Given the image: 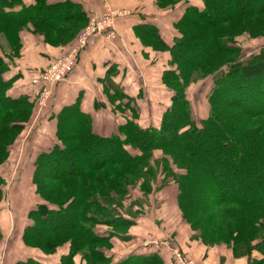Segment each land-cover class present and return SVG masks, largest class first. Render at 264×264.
Returning a JSON list of instances; mask_svg holds the SVG:
<instances>
[{
  "label": "trees",
  "instance_id": "16d2710c",
  "mask_svg": "<svg viewBox=\"0 0 264 264\" xmlns=\"http://www.w3.org/2000/svg\"><path fill=\"white\" fill-rule=\"evenodd\" d=\"M191 1L200 2L201 8ZM155 3L159 10L183 4L171 42L162 39L153 23L133 29L144 49L169 55L160 76L169 104L159 125H139L136 98L114 83L113 68L100 83L116 117L115 133H94L90 115L81 108V93L52 115L54 142L34 158L31 184L38 203L26 214L21 242L47 257L54 256L60 244L67 245L56 264H174L171 255L166 259L159 250L113 262L117 240L129 241V231L137 224L125 212L131 208L137 214L140 207L125 203L143 200L172 183L182 222L199 232L205 245L227 244L234 258L264 264V50L243 58L237 44L241 34L264 37V0ZM89 20L82 6L69 0H32L29 5L0 0V168L33 117L40 87L32 80L43 72L28 69L25 77L17 69L5 78L22 59L20 32L43 34L54 46L72 45ZM209 76L213 87L207 115L196 120L187 89ZM20 78L27 92L11 97L9 91ZM103 106L94 102L95 110ZM11 114L20 116L11 120ZM158 151L163 157L153 162ZM102 173L110 174V180H100ZM76 180L83 181L74 184ZM60 183L66 194L48 192ZM5 186L0 174V205ZM215 225L225 230L223 235L214 231ZM2 240L0 232V244ZM253 253L259 259H253ZM15 264L43 263L28 258Z\"/></svg>",
  "mask_w": 264,
  "mask_h": 264
},
{
  "label": "rangeland",
  "instance_id": "374dc122",
  "mask_svg": "<svg viewBox=\"0 0 264 264\" xmlns=\"http://www.w3.org/2000/svg\"><path fill=\"white\" fill-rule=\"evenodd\" d=\"M156 5V3H155ZM183 4H178L174 8L165 9V27L166 29H170V17L174 14H179V12L182 10ZM117 11L119 15H116L114 22H113V28L115 30L114 34V40L113 43L117 40L118 34L116 32V22L121 19L130 16L132 14L131 10H112ZM89 23V22H88ZM88 23L75 35V42L71 45L70 42L67 45L64 46H54L51 45V42L45 41V37L43 34L40 33H32L30 32L28 35L25 30H22L20 34L23 36L25 41H33L34 38L38 37L42 43H44L45 46H48L51 49H54L56 51H64L67 49H70L72 46L75 45L77 37L80 35V33L85 30ZM169 33H172L170 30ZM61 34L58 37H62ZM237 44L242 50L243 58H247L252 54H257L261 50H264V37H251L249 34H241L239 37ZM50 40V39H49ZM52 40V39H51ZM37 44V43H36ZM40 44V43H39ZM151 44V43H150ZM89 46V45H88ZM87 46V47H88ZM86 47V48H87ZM85 48V49H86ZM67 49V52L69 51ZM85 49L83 51H85ZM131 50L135 54H139L140 52L143 53L144 51L139 50V48L132 46ZM82 51V52H83ZM65 52V54L67 53ZM154 56L151 54L143 55L145 62V65L150 70H159L158 72H163L167 67L166 65L162 63V61L168 60V54L164 52H156L153 53ZM64 55V54H63ZM62 55V56H63ZM61 57V56H60ZM59 57V58H60ZM58 59V58H57ZM56 60V59H55ZM54 60V61H55ZM53 61V62H54ZM51 62V63H53ZM132 63L134 61L132 60ZM51 65V64H50ZM48 65L44 69H37V70H43V72L50 66ZM159 66V67H158ZM145 67V69H146ZM157 67V68H156ZM141 70V68H140ZM142 71V70H141ZM138 74V73H137ZM158 79V77H157ZM66 80V79H65ZM64 80V81H65ZM153 80H156L154 77ZM151 81V80H150ZM158 82L151 85L150 87L156 88V87H162L161 84ZM61 84H54L52 86V89L50 91V94L43 98H38L36 100V108L40 111V113H35L33 118H31V121L29 124L26 125L23 132L20 134V136L17 137L16 141L12 143L10 146V153L7 162L4 166L0 168V174L3 175V177L6 180V186L4 188V200L3 203L0 205V232L3 236L2 243L0 244V264H15L18 261H25L28 258H33L37 261L42 262L43 264H56V260L59 254H62L66 251L67 245H62L59 247L58 252L54 256H44L41 251L39 250H31L26 247L21 242L20 236L21 231L24 229V226L26 224V214L28 210L35 206L34 204L38 202V199H34V188L31 184V175L33 171V162L36 154L39 152V150L43 147H45V143L49 140L48 137L53 135L54 131V121L52 118V113L56 112L58 109H60L62 105V100L60 101V97H58V89L59 85ZM213 87V80L209 76L205 79H201L193 83L189 86L187 89V98L190 102L191 109H192V115L197 120L203 119L207 115L208 111V105H207V96L210 93L211 88ZM164 89V88H163ZM164 92V97H162V92L158 91H151L148 90V96L145 101H143V107H138L139 109V115L142 114V122L139 123V125L142 128L147 127H156L159 125L160 122H157L159 117L157 114H154L156 111H161L165 107L166 103H163V99H166L165 97H168V92ZM57 97H56V96ZM66 102V101H64ZM63 102V103H64ZM161 104H163L161 106ZM160 106L162 108H160ZM45 111V114L43 113ZM20 115L18 114H11L10 119L16 120V117ZM102 121L105 120L104 118H101ZM22 120V117H21ZM256 126H259V124H255ZM97 132L98 129L96 130ZM105 135V134H104ZM161 157H163L161 152H154L152 156V161L159 160ZM123 170V169H119ZM179 172V171H177ZM101 179L110 180L111 175L107 173L100 174ZM83 180H79L76 182H73L74 184L81 183ZM72 183V182H70ZM64 184H56L51 186V188L48 189V192L54 190L55 194L60 196H63V194H66V189L63 186ZM159 186V184H158ZM176 188L172 183L170 184V187H165L164 190H161L159 192H155L149 197H144L143 200H135L131 203L126 202L125 207L128 205H132V208H137V206L140 207L137 214H135L134 211H132L131 208H128V211L125 212L126 214H129L131 218L136 220L137 222V228H135V231H140V226L142 224H146L149 228V225L158 224L156 227L160 231H167V221L172 220L171 223L175 221V223L170 224L173 229H175L172 232V238L178 239L183 246L182 248H179L182 253L183 251L186 253L187 250H190L193 254L191 255H184L187 256L189 259H191L194 264H231L233 260H244L249 264L248 259L246 258H234L233 251L231 247L227 244H218L215 246H207L201 241L200 239V233L199 232H192L190 227L186 225L184 222H182L181 217L179 215L178 210H174V212L169 209V206L171 203H173L174 198V192ZM164 191V194L169 199L164 200V198H159V195H164L162 192ZM47 192V193H48ZM132 199H136V196L131 197ZM175 201V200H174ZM133 203V204H132ZM136 210V209H135ZM122 211H125L124 209ZM166 212V213H165ZM165 214V215H164ZM168 214V215H167ZM176 216V220L174 217ZM214 225V224H213ZM137 229V230H136ZM156 229V228H155ZM214 231H217L218 235H223L222 231H225L222 229V231L217 228V226H213ZM157 230V229H156ZM172 231V230H170ZM223 237V236H222ZM123 238V237H122ZM138 238L134 242L137 244H134V242L122 241V239L117 240L118 243V250L115 252L117 259H123L129 255L130 252L129 248L131 246L136 245L134 250L136 252L139 251L140 253V241L138 242ZM129 242V243H127ZM180 245V244H179ZM181 246V245H180ZM187 249V250H186ZM133 250V252H134ZM132 255V254H131ZM130 256V255H129ZM259 255L256 253H253L252 258L253 259H259ZM197 261V262H196Z\"/></svg>",
  "mask_w": 264,
  "mask_h": 264
},
{
  "label": "crops",
  "instance_id": "0c3cea01",
  "mask_svg": "<svg viewBox=\"0 0 264 264\" xmlns=\"http://www.w3.org/2000/svg\"><path fill=\"white\" fill-rule=\"evenodd\" d=\"M22 1L26 5L32 3V0H22ZM49 1L62 2L66 0H49ZM69 1L80 4L83 8V12H85L88 15L89 19L103 15L107 10L112 11V10L124 9V10L132 11V14L130 16L125 17V19L121 18L116 22V32L118 34V38L114 43L112 42L108 44L102 41H94L85 49V51L81 53L76 69L65 81H63L59 85V89L57 93L58 97H60V101L62 100V105L60 109L63 106L72 104L76 100L78 95L81 93L82 94L81 108L84 113L90 115L94 133L103 137H108L116 132V120H115L116 117L112 113V110L110 108L111 106L107 105L106 103V99L103 94V86L100 83V80L104 78L106 71L108 69L113 68L117 76L114 77L112 80L114 81L115 84H118L121 88H123V90L128 95L136 98V105L138 107H140L141 105H142L141 107H143L142 102L147 99L148 90L162 92V97H164L163 96L165 93L164 92L165 89H163L164 87L163 88L150 87L152 86V84L157 83L158 79L160 84V76L162 74V71L158 72L159 70L154 71L148 69L145 65L146 61L144 60L143 57V55L146 54H151L152 56H154L153 53L156 52H154V50L152 51L150 49H144L141 46L140 42L134 36L133 29L134 27L140 24L153 23V25H155L159 29L162 39L166 42H171L175 36L173 24L177 22V20L179 19L181 15V11L179 12L178 15L177 14L171 15V17L169 18L170 29L168 30L166 29L164 22L165 12L164 10H159L156 7L155 0H69ZM191 4L192 6L195 5L201 8L200 2L191 1ZM170 30L172 31V33H169ZM25 32H27V34L30 35L29 33L31 31L25 30ZM20 38L22 40L21 42H23L24 45L22 59L18 63H16L15 68H12L11 71L6 74L5 76L6 79L13 77L17 73V69L18 71L20 70V72L23 73L25 77H26V71L28 69H41V68L44 69L45 67L50 65L51 62H53L55 59L65 54L67 50L65 49L64 51L61 52L51 49L48 46H45L44 43H42V41L38 37L34 38L33 41L31 40L25 41L23 36L20 34ZM132 46L137 47L139 48V50L141 51L143 50L144 52L135 54L131 50ZM168 59H169V55H168ZM132 60L134 61V63H132ZM167 61L168 60L162 61L163 65L164 64L166 65ZM140 68L142 71L140 70ZM154 77L156 78V80H153ZM150 82L151 85L149 86V84L147 83ZM26 86L27 83L20 78L14 84L12 89L9 91V95L11 97H18L24 92H27ZM165 98L166 99H163V103H166V105H164L165 108L160 112L156 111L154 113L159 116L157 117L158 118L157 122H160L161 116L169 104V98L167 96ZM95 101L100 104L105 103V106H103L104 108L100 110H95L94 109ZM162 105L163 104H161V106ZM161 106L160 108L163 107ZM60 109H58L56 112H53L52 115L56 114ZM33 110H34L33 116L35 115V113L38 112L40 113V111L37 108L36 110L35 109ZM43 113L45 114V111ZM141 113L143 114L142 111ZM142 114H140L139 116L138 123L142 122L141 121L143 118ZM104 117L105 120L102 121L101 118ZM97 129L99 132L96 131ZM48 138L49 140L45 143L46 146L41 148L38 153L46 149L48 150V148L52 146L54 142L53 135ZM162 193L164 194V191ZM174 194H175L174 195L175 198L176 192H174ZM33 198L37 199L35 194L33 195ZM159 198L161 199L164 198L165 202L166 200L169 199L168 197L165 196V194L159 195ZM37 203L38 202H36L34 205L36 206ZM169 209H171L173 212L174 210L175 212L176 210H178L176 206V201H174V199H173V203L170 204ZM174 219L176 220V216L174 217ZM168 222L170 221L166 222L168 225L167 231L158 230V228L156 227L158 224H154V223H152V225H149V228L146 224H142V226L138 228L140 229V231H138L137 229H136L137 231H135V228H137V224H136V226H134L129 231V236H130L129 242H134L136 238H138L139 239L138 242L140 241V245H141L140 253L139 251L136 252V250H134V248L136 247V245H134L129 248V251H132L129 253V255L147 254L159 250L158 252L161 253V255H163L164 258L169 259L170 253L166 245H161V247L158 249L151 245L150 246L144 245L146 240L151 239V240L159 241V243L162 242V244L169 243L170 245L176 246L178 248H182L183 245L179 241H177L178 239L172 238V232L175 229H173V227L170 224H168ZM173 223H175V221ZM134 244L137 243L134 242ZM117 250H118V245L116 246L114 252H117ZM186 253L188 255L193 256L190 250H187ZM119 260L121 259H117L115 254L113 262H117ZM166 264L168 263L166 262ZM231 264H247V262L244 260H233Z\"/></svg>",
  "mask_w": 264,
  "mask_h": 264
},
{
  "label": "built area",
  "instance_id": "2783aa9c",
  "mask_svg": "<svg viewBox=\"0 0 264 264\" xmlns=\"http://www.w3.org/2000/svg\"><path fill=\"white\" fill-rule=\"evenodd\" d=\"M116 15H119L117 11L107 10L103 15L91 18L85 30L77 37L75 45L66 54L51 63L44 72L33 78V85L40 87L38 98H43L50 94L54 84L63 82L66 79L67 75L76 66L80 53L92 42L102 41L108 44L113 42L115 39L113 22ZM144 245H151L157 249L161 245H166L174 264H194L178 247L170 245L169 243L162 244V242L159 243V241L150 239L146 240Z\"/></svg>",
  "mask_w": 264,
  "mask_h": 264
}]
</instances>
